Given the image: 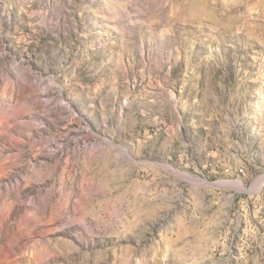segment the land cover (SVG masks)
Wrapping results in <instances>:
<instances>
[{
	"label": "rangeland",
	"instance_id": "374dc122",
	"mask_svg": "<svg viewBox=\"0 0 264 264\" xmlns=\"http://www.w3.org/2000/svg\"><path fill=\"white\" fill-rule=\"evenodd\" d=\"M261 177L264 0H0V264H264Z\"/></svg>",
	"mask_w": 264,
	"mask_h": 264
},
{
	"label": "bare ground",
	"instance_id": "6f19581e",
	"mask_svg": "<svg viewBox=\"0 0 264 264\" xmlns=\"http://www.w3.org/2000/svg\"><path fill=\"white\" fill-rule=\"evenodd\" d=\"M262 182H264V177L259 178L251 190H258L261 187ZM235 186L238 191H248L246 190L245 186H243V184L240 182L236 183Z\"/></svg>",
	"mask_w": 264,
	"mask_h": 264
}]
</instances>
